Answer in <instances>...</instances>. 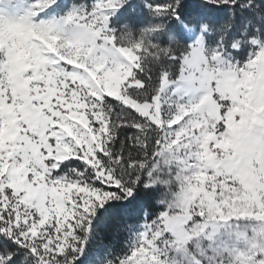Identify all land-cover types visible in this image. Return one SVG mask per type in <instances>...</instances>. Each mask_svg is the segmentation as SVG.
Returning a JSON list of instances; mask_svg holds the SVG:
<instances>
[{
    "label": "snow or ice",
    "instance_id": "6c2138e0",
    "mask_svg": "<svg viewBox=\"0 0 264 264\" xmlns=\"http://www.w3.org/2000/svg\"><path fill=\"white\" fill-rule=\"evenodd\" d=\"M0 264H264V0H0Z\"/></svg>",
    "mask_w": 264,
    "mask_h": 264
}]
</instances>
